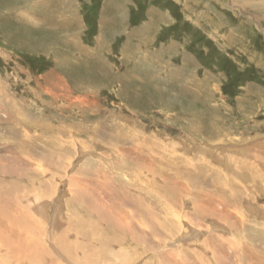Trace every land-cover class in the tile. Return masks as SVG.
Segmentation results:
<instances>
[{
    "label": "rangeland",
    "instance_id": "1",
    "mask_svg": "<svg viewBox=\"0 0 264 264\" xmlns=\"http://www.w3.org/2000/svg\"><path fill=\"white\" fill-rule=\"evenodd\" d=\"M261 138L264 0H0V264H264Z\"/></svg>",
    "mask_w": 264,
    "mask_h": 264
},
{
    "label": "bare ground",
    "instance_id": "2",
    "mask_svg": "<svg viewBox=\"0 0 264 264\" xmlns=\"http://www.w3.org/2000/svg\"><path fill=\"white\" fill-rule=\"evenodd\" d=\"M250 141V140H249ZM247 141V143L245 142L243 144V148H245V150L243 151V153L241 151H235L237 154L240 155V153L243 154V156L241 157L242 159L246 161H249V172H248V175L244 172L245 175H247L246 177V181L249 182V179L251 180L250 181V184L251 186L253 185V188H249L247 186V188H244L243 185L241 187H238V186H231L230 188V195L227 193V195L225 196H221L219 198H213V197H207V198H203L201 199L200 201V204L199 205H196L194 206V210L198 212V214H200V216L202 217H214V218H223L226 216L227 220L228 218H230V216L233 214V210L229 209L230 210V214H229V210H228V206H230L229 208H233L229 203H232L234 206L237 205L238 208L241 207V205L244 203L246 204H250V202H254L255 199H257L259 196H263L264 195V138H261V139H253L252 142L250 141ZM253 143V144H252ZM250 144L253 145V147L250 148ZM240 147V145H239ZM240 149V148H238ZM234 151V150H233ZM234 161V160H233ZM239 161V160H238ZM244 162V161H243ZM235 163V162H234ZM234 165V164H233ZM235 165H237L235 163ZM242 169V168H241ZM247 169V167L245 168V170ZM151 172V171H150ZM240 172V171H239ZM243 172V170H242ZM259 173L261 174V178H262V181H261V184L260 182H256L255 178H256V175L257 178L259 177ZM245 178V176L243 175V179ZM249 178V179H247ZM243 181V180H242ZM235 182V180H234ZM245 182V180H244ZM234 184V183H233ZM261 185V186H259ZM172 186H175L173 187V192H178L180 194V192H185V191H182L183 190V185L182 183L179 185V183L177 181H175V183L172 182ZM166 187V186H165ZM254 187H257V188H254ZM171 188V187H170ZM169 188V189H170ZM187 188V186H186ZM227 189V188H226ZM229 189V188H228ZM251 189V190H250ZM171 190V189H170ZM184 190H189V189H184ZM232 190V192H231ZM253 191H256L258 194L256 195V197H254V199L250 200L251 198V194L250 193H253ZM168 194V193H167ZM171 194V192H170ZM188 194V192H187ZM226 194V193H224ZM178 195V194H177ZM253 195V194H252ZM175 196V195H174ZM178 197V196H177ZM260 199V198H259ZM198 202V201H197ZM196 203V202H195ZM77 204V202H76ZM73 206V205H72ZM75 206V205H74ZM255 207V211H257V207ZM69 208V207H68ZM83 211V210H82ZM75 212V211H74ZM258 212V211H257ZM95 214V213H94ZM260 215H257V217H264V209H260ZM234 215V214H233ZM243 214H241V217H242ZM208 217V218H209ZM243 217H246L245 215ZM180 218V217H179ZM206 219V218H205ZM247 219V218H246ZM79 220V219H78ZM77 220V221H78ZM95 220V219H94ZM93 220V221H94ZM103 220V219H102ZM249 220V219H247ZM229 221V220H228ZM83 222V221H81ZM104 222V221H103ZM103 226V225H102ZM234 227V226H233ZM234 229V228H233ZM229 230V229H228ZM235 230V229H234ZM95 231V230H94ZM100 233V232H99ZM177 233V231H176ZM262 234V233H260ZM94 235V234H93ZM59 241V240H58ZM63 241V240H62ZM71 242V241H70ZM91 242V241H90ZM78 243V242H77ZM68 245V244H67ZM69 246H72V245H69ZM96 246V245H95ZM59 247V246H58ZM61 247V246H60ZM68 248V247H67ZM68 250V249H67ZM144 251V250H143ZM25 255V254H24ZM73 256V255H72ZM94 256V255H93ZM103 257V255H101ZM105 256V255H104ZM108 256V255H107ZM66 257V256H65ZM76 259V257H75ZM78 259V258H77ZM76 259V260H77ZM89 259V262H97L99 259H100V256L99 254L98 255H95L94 257H88ZM39 260V259H38ZM37 260V261H38ZM35 261V260H34ZM33 261V262H34ZM82 261V260H81ZM16 262V261H15ZM88 262V263H89ZM12 263V262H11ZM36 263V261L34 262V264ZM131 263V262H130ZM128 262V264H130ZM151 264V263H150Z\"/></svg>",
    "mask_w": 264,
    "mask_h": 264
}]
</instances>
